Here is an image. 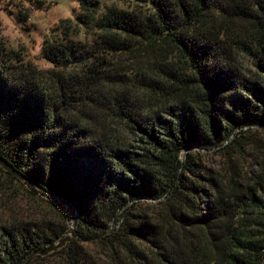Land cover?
I'll return each mask as SVG.
<instances>
[{
    "label": "trees",
    "instance_id": "trees-1",
    "mask_svg": "<svg viewBox=\"0 0 264 264\" xmlns=\"http://www.w3.org/2000/svg\"><path fill=\"white\" fill-rule=\"evenodd\" d=\"M39 56L0 39V264H264V0H80Z\"/></svg>",
    "mask_w": 264,
    "mask_h": 264
},
{
    "label": "rangeland",
    "instance_id": "rangeland-1",
    "mask_svg": "<svg viewBox=\"0 0 264 264\" xmlns=\"http://www.w3.org/2000/svg\"><path fill=\"white\" fill-rule=\"evenodd\" d=\"M80 0H0V39L16 52L24 55L25 60L34 64L38 69H48L50 65L40 59V49L43 38L63 19L72 18L78 11ZM101 8L116 7L130 10L133 0H97ZM26 15V19L22 16ZM249 66L248 62H245ZM115 133L124 136L132 143V139L120 129ZM133 144V143H132ZM207 167L217 171L220 160L214 155L205 156ZM3 180V179H2ZM80 181L73 182L79 185ZM21 209L25 206L20 204ZM71 220L69 225H71ZM75 227V223L73 228ZM73 230V229H72Z\"/></svg>",
    "mask_w": 264,
    "mask_h": 264
},
{
    "label": "water",
    "instance_id": "water-1",
    "mask_svg": "<svg viewBox=\"0 0 264 264\" xmlns=\"http://www.w3.org/2000/svg\"><path fill=\"white\" fill-rule=\"evenodd\" d=\"M0 168H1L4 172H6V173L12 175L13 177L17 178L18 180H20V181H22V182L27 181V180L24 178V176H23L20 172L16 171V170H15L10 164H8V163H7L4 159H2L1 157H0ZM67 207H68V206H67ZM68 208L70 209L71 214H72V218H73V220H72V224H71V226H70V229H69V233H68V235L65 236V237H64L62 240H60L59 242L55 243L54 245H52V246H50V247H47V248L44 249L43 251H40V252H34V253L30 254V255L25 259V261H23V263L26 262L27 260H29L30 258L34 257L35 255L44 256V255H46V254H49V253H51V252H53V251L59 249L60 247H62V246L68 241L69 235H70V233L72 232V229H73V226H74V223H75V220H74L75 213L73 212V210H72L70 207H68Z\"/></svg>",
    "mask_w": 264,
    "mask_h": 264
}]
</instances>
